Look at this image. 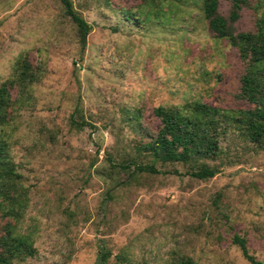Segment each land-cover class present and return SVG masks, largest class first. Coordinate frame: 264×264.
Wrapping results in <instances>:
<instances>
[{
    "label": "rangeland",
    "instance_id": "obj_1",
    "mask_svg": "<svg viewBox=\"0 0 264 264\" xmlns=\"http://www.w3.org/2000/svg\"><path fill=\"white\" fill-rule=\"evenodd\" d=\"M69 2L88 27L82 46L58 0H0V82L22 54L39 72L0 130L26 193L16 227L36 251L14 264H97L100 250L106 264H250L233 236L264 264V145L230 134L207 180L179 164L155 162V174L119 168L151 162L142 153L158 106L248 108L236 98L234 48L207 33L189 1L168 0L157 18L143 0ZM249 2L237 31L261 16V0ZM227 7L219 1L220 14Z\"/></svg>",
    "mask_w": 264,
    "mask_h": 264
},
{
    "label": "trees",
    "instance_id": "obj_2",
    "mask_svg": "<svg viewBox=\"0 0 264 264\" xmlns=\"http://www.w3.org/2000/svg\"><path fill=\"white\" fill-rule=\"evenodd\" d=\"M76 29L79 44L84 45L88 32L86 23L73 11L69 0H58ZM168 0H143L154 17L163 15ZM181 1V0H180ZM198 7L207 33L216 40H225L234 48L241 62L236 98L244 101L245 109H219L200 101L185 102L179 106L161 107L152 110L159 125L152 137V144L145 154L151 162L136 164L129 160L119 164L122 170L130 164L138 173L155 174L154 163L179 164L186 167L188 175L198 180H207L217 174V168L209 166L222 153L220 143L230 134H236L244 143L253 147L264 145V0L263 11L256 19L254 30L237 31L235 23L242 9L250 7L249 0H228L223 14L218 11L220 0H182ZM127 11H123L125 16ZM39 81V72L27 56L22 54L12 65L11 76L0 82V130L9 125L30 87ZM15 91L16 98H11ZM20 175L9 155V145L0 138V264H14L35 255L36 251L28 234L17 230L26 203V193L20 185ZM241 256L250 264H261L251 256L243 238L233 236ZM108 253L99 251L97 264H106ZM122 262L123 257H116ZM168 264H198L187 256L173 257Z\"/></svg>",
    "mask_w": 264,
    "mask_h": 264
}]
</instances>
